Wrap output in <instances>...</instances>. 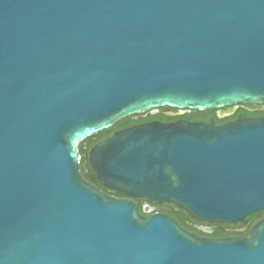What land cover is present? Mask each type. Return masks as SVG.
<instances>
[{"label": "water", "instance_id": "95a60500", "mask_svg": "<svg viewBox=\"0 0 264 264\" xmlns=\"http://www.w3.org/2000/svg\"><path fill=\"white\" fill-rule=\"evenodd\" d=\"M264 0H0V264H264V218L206 237L133 198L237 223L264 209Z\"/></svg>", "mask_w": 264, "mask_h": 264}, {"label": "flooded vegetation", "instance_id": "af4514ba", "mask_svg": "<svg viewBox=\"0 0 264 264\" xmlns=\"http://www.w3.org/2000/svg\"><path fill=\"white\" fill-rule=\"evenodd\" d=\"M241 114H244L247 117L263 116L264 115V103L263 104L239 103V104L226 106L223 109H212V111L208 114L199 113L198 110L196 109H172L168 107H159V108H153L144 113L133 114V115L127 116L119 120V121H123L127 119L125 124H122V126L120 127L114 128L110 133L103 136L102 138L96 139L95 137H92L93 138L92 140H88L89 139L88 138L86 141L82 142L81 144L82 174L88 181L97 185L91 179L93 176H95V174L93 173L90 167V164L88 162L89 151L94 145L104 140L105 138H107L109 135H111L113 132L117 130L130 127L133 125H137V124L148 123L154 120L177 121L180 119H187L191 121L210 122L211 120L214 119L217 124H222V123L236 120ZM207 118L209 120H207ZM217 120H220V121L217 122ZM82 150H84V152H82ZM85 174H87L89 178H87ZM104 188L105 189H102V188L101 189L110 195L124 197V195L119 191L110 189L105 186ZM116 192L121 193V195L117 194ZM133 199L139 203L140 209L144 208L146 205H149L153 207L151 212H159V213L167 214L173 217L183 228L199 236H206V237L247 236L250 232V229L254 225V223L264 218V209H263L259 211L261 212V215L257 219L248 218L245 221L246 219L245 218L244 220L239 221L237 223L209 222V221H205V220H201V219L193 217L191 214L186 212L184 209L180 208L179 206L173 203L150 204L147 202L145 198H133ZM222 227H224V235H221V236L215 235L217 230H219Z\"/></svg>", "mask_w": 264, "mask_h": 264}, {"label": "trees", "instance_id": "16d2710c", "mask_svg": "<svg viewBox=\"0 0 264 264\" xmlns=\"http://www.w3.org/2000/svg\"><path fill=\"white\" fill-rule=\"evenodd\" d=\"M212 111V109H208V110H206V111H199L198 110V112L199 113H203V114H208V113H210ZM126 120L127 119H125V120H123V121H119V122H117L112 128H110V129H106V130H103V131H101V132H99V133H97L95 136H93V137H95L96 139H99V138H102L103 136H105V135H107L108 133H110L114 128H116V127H120V126H122V124H125L126 123ZM207 120H209L208 118H207ZM220 120H217V122H219ZM93 138L91 137V138H89L88 140H92ZM82 152H84V150H82ZM86 175V177L87 178H89L88 177V175L87 174H85ZM93 176V175H92ZM99 187H101L102 189H105L104 188V186L96 179V177L95 176H93L92 178H91ZM117 193V192H116ZM117 194H120L121 195V193H117ZM141 211H143V208H141ZM261 215V212H257V213H255V214H253V215H251V216H249V217H247L246 219H245V221L248 219V218H252V219H257L259 216ZM215 235H224V227H222V228H220L219 230H217V232H216V234Z\"/></svg>", "mask_w": 264, "mask_h": 264}]
</instances>
